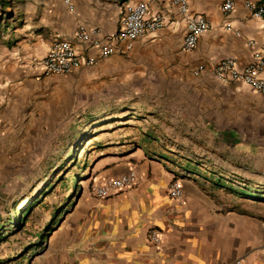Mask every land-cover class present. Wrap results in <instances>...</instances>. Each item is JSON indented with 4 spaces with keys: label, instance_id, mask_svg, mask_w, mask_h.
Here are the masks:
<instances>
[{
    "label": "crops",
    "instance_id": "1",
    "mask_svg": "<svg viewBox=\"0 0 264 264\" xmlns=\"http://www.w3.org/2000/svg\"><path fill=\"white\" fill-rule=\"evenodd\" d=\"M10 1L1 120L21 114L22 126H29L31 89L37 88L55 104L88 109L101 123L90 137L99 150L93 175L42 250L22 263L264 264V94L241 81L222 82L213 70L225 57L241 68L256 53L264 57V20L248 6L259 0H234L229 15L222 11L226 0H189L190 12L211 25L192 51L183 49L187 25L172 0H72L73 10L64 0ZM137 1L167 25L130 49L118 42L99 64L69 74L46 76L34 66L56 37L81 55L98 56V47L76 38L79 23L105 42L121 27L125 5ZM258 76L264 78V68ZM162 81L171 100L143 98ZM162 104L170 110L156 108ZM131 170L138 174L134 185L107 198L92 192ZM174 178L183 183L182 202L168 195ZM241 187L257 197L239 193ZM152 230L160 244L150 240Z\"/></svg>",
    "mask_w": 264,
    "mask_h": 264
},
{
    "label": "rangeland",
    "instance_id": "2",
    "mask_svg": "<svg viewBox=\"0 0 264 264\" xmlns=\"http://www.w3.org/2000/svg\"><path fill=\"white\" fill-rule=\"evenodd\" d=\"M24 1L14 0V4ZM10 5V0H0V68L12 22ZM167 86L162 81L155 90L144 91L143 98L166 103L172 94ZM58 101L55 104L32 88L29 126H22L21 114L17 120L0 118V264H24L42 250L59 218L94 173L99 150L90 137L101 123L85 113L88 109L80 107L76 112L64 107V100ZM156 108L170 110L165 104ZM238 192L257 197L245 187Z\"/></svg>",
    "mask_w": 264,
    "mask_h": 264
},
{
    "label": "built area",
    "instance_id": "3",
    "mask_svg": "<svg viewBox=\"0 0 264 264\" xmlns=\"http://www.w3.org/2000/svg\"><path fill=\"white\" fill-rule=\"evenodd\" d=\"M69 9H74L72 0H64ZM174 8L184 17L187 25V33L183 41V49L192 51L198 44L202 35L211 27L209 20L200 14L190 12L189 0H172ZM234 0H226L222 5V11L229 15L234 9ZM249 8L255 18L264 20V0L249 2ZM166 20L162 14H150L149 7L144 1L128 2L125 5L124 16L121 27L117 32L110 34L105 42L94 37L96 30L88 29L83 23H79L76 30V38L86 42L89 46L99 48L98 56H87L78 53L76 46L69 40L56 37L45 56L35 58L33 64L42 70L46 76L52 74L65 75L74 71L81 65L94 66L99 64L104 58L116 52L118 42H124L128 49L132 48L133 42L150 32H154L166 26ZM227 28L231 26L227 24ZM205 66L201 65L195 70L199 74ZM264 68V57L259 53L255 54V61L246 67L241 68L233 57H225L213 65L216 77L222 82L241 81L248 84L261 94H264V78L258 73ZM138 180V174L131 170L127 174L108 179L102 184L92 186V192L99 198H107L117 194L126 187L134 185ZM168 195L182 202L184 198L183 183L179 178H174L171 182ZM151 241L160 244L162 239L157 230L149 233ZM234 264H242L241 260Z\"/></svg>",
    "mask_w": 264,
    "mask_h": 264
}]
</instances>
